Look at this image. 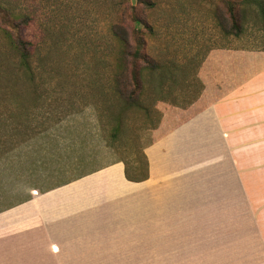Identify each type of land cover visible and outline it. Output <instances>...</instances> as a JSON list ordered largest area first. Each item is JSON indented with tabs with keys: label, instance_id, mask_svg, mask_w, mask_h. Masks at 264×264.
I'll use <instances>...</instances> for the list:
<instances>
[{
	"label": "rangeland",
	"instance_id": "obj_1",
	"mask_svg": "<svg viewBox=\"0 0 264 264\" xmlns=\"http://www.w3.org/2000/svg\"><path fill=\"white\" fill-rule=\"evenodd\" d=\"M235 9V0H0V202L21 201L29 185L46 190L116 163L124 168L120 160L135 157V139L145 153L224 92L248 70L246 53L264 52V0L244 4L238 37ZM113 25L138 30L142 54L159 66L140 73L147 111L91 88L107 86L114 74ZM18 34L30 43L26 67L10 42ZM232 56H239L235 68Z\"/></svg>",
	"mask_w": 264,
	"mask_h": 264
},
{
	"label": "crops",
	"instance_id": "obj_2",
	"mask_svg": "<svg viewBox=\"0 0 264 264\" xmlns=\"http://www.w3.org/2000/svg\"><path fill=\"white\" fill-rule=\"evenodd\" d=\"M246 56L248 70L145 149L146 181L116 163L1 201L0 264H264V52Z\"/></svg>",
	"mask_w": 264,
	"mask_h": 264
},
{
	"label": "trees",
	"instance_id": "obj_3",
	"mask_svg": "<svg viewBox=\"0 0 264 264\" xmlns=\"http://www.w3.org/2000/svg\"><path fill=\"white\" fill-rule=\"evenodd\" d=\"M249 0H235L236 9L232 11L231 17L233 20V27L235 29L234 36L238 37L243 32V16L242 9L244 4ZM149 6L151 4H148ZM264 15V10L261 11ZM234 13H236L234 15ZM17 20V18L15 19ZM21 22V21H19ZM133 23H140L138 19H133ZM150 31V30H149ZM111 34L119 42V50L116 57V64L113 66V76L107 86L100 83H93L92 89L101 92L104 87L116 96V99L124 104L131 111L144 110L143 94L146 88V81L141 79L140 73L147 71L154 73L158 70V64L152 59L146 58L142 54L143 39L138 30H127L118 25H113L111 28ZM10 42L15 51L19 54L21 59V65L27 66V60L29 56L30 43L22 38L20 34L14 38H10ZM109 111V110H108ZM147 111V109H146ZM112 116V120L117 118V114L113 111H109ZM124 124L119 127L116 126L113 129L112 137H118L122 130H124ZM39 135V134H38ZM33 138V137H32ZM136 139L132 148L134 150V158L129 160L121 159L120 161L124 165V177L129 182L139 183L146 181L149 178V163L142 147L136 146ZM92 173V172H91ZM89 173L78 175L77 177L62 181L56 185L50 186V189L54 186L65 185L74 180L82 178ZM39 189V188H38ZM42 191L41 189H39Z\"/></svg>",
	"mask_w": 264,
	"mask_h": 264
}]
</instances>
